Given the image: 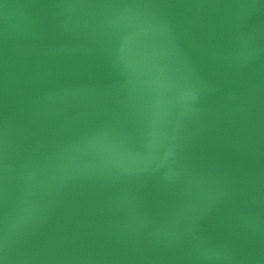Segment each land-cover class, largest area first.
<instances>
[{
	"label": "water",
	"instance_id": "water-1",
	"mask_svg": "<svg viewBox=\"0 0 264 264\" xmlns=\"http://www.w3.org/2000/svg\"><path fill=\"white\" fill-rule=\"evenodd\" d=\"M0 264H264V0H0Z\"/></svg>",
	"mask_w": 264,
	"mask_h": 264
}]
</instances>
